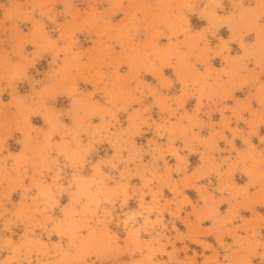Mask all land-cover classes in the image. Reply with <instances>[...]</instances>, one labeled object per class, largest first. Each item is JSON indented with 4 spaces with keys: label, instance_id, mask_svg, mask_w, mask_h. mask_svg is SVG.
I'll return each mask as SVG.
<instances>
[{
    "label": "rangeland",
    "instance_id": "374dc122",
    "mask_svg": "<svg viewBox=\"0 0 264 264\" xmlns=\"http://www.w3.org/2000/svg\"><path fill=\"white\" fill-rule=\"evenodd\" d=\"M0 264H264V0H0Z\"/></svg>",
    "mask_w": 264,
    "mask_h": 264
}]
</instances>
